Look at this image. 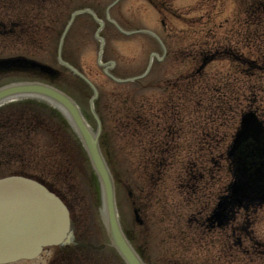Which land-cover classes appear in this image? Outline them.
<instances>
[{"label":"rangeland","instance_id":"1","mask_svg":"<svg viewBox=\"0 0 264 264\" xmlns=\"http://www.w3.org/2000/svg\"><path fill=\"white\" fill-rule=\"evenodd\" d=\"M114 1L115 0H72V2L67 3L65 7L58 6V8H55L48 16H43L45 18H60L58 24V28L60 30L64 26L63 24H65L69 19L71 5L78 6L91 3L96 5L98 11L103 13L105 18L107 17L106 15H109L116 22H120L128 29L141 28L142 30H153L156 34H158V36L161 35L166 41H168V48L171 46L172 48L178 49L174 58H168L163 63L155 64L154 67L151 68L149 76H152L155 79H159L161 77L171 78V76L176 75L180 71H187L191 65V61L194 59L193 57L195 56V52L189 48L191 46V42L194 38H198L202 32L207 33L206 37H210L212 35L210 33H213L217 29V24L223 21V19L227 17V14H230L235 7L233 3L234 0H226L223 7L220 3L221 1L217 0L216 2H213L212 5H208L210 8L207 6L209 8V12L212 13L207 15V7L204 8L205 5L201 6L203 9L195 7L199 0H171L173 8H169L167 11L163 10V12L160 13V11L157 10L148 0H118L116 4L111 6ZM168 1L170 2V0ZM63 2L66 3V1ZM189 7H193L194 10L192 11ZM43 11L46 13L49 12L48 10ZM179 12H181L180 17ZM185 12H189V14H185ZM81 15H84L82 16L83 18H79L77 22L73 23L74 25L70 28L66 37V53L69 55L68 57L70 59H73V61L78 64L80 69L90 75L91 78L100 86L102 97L99 102H101L102 108L103 106L104 108L106 106L107 109L108 106V109L110 110L114 107L113 105L115 102L112 101L113 92L122 94V92H127L128 89L134 87L140 92L138 95L141 94L142 96V93H147L148 90L146 89L145 84H142L141 86L132 85V83L126 82L121 84L107 76L102 66L100 67L98 63V52L101 43L96 38L95 31L97 24L90 17V14L87 15L81 13ZM103 32H105L106 35V45L104 48L105 57L107 60L113 59L116 62L115 71L123 77L141 75L150 62L149 59L153 49L158 47V40L155 36L145 32L125 34L118 31L117 25L109 20L106 22ZM218 33L220 34L221 31H218ZM53 38L54 40L50 39L49 41L51 50L47 49L46 51H41V53H43L42 55L46 56L45 59L41 58L45 60V63L53 65L58 69H62L61 64H59L58 57L54 55V49L56 47L55 35ZM1 44L7 47V45L3 43ZM7 50L10 53L16 52L13 47H7ZM217 66L219 70L214 69L216 73H220L221 71H233V67L224 61L219 62ZM63 76L64 77L62 79L67 83V89H69L72 84L73 77L66 73H64ZM23 77V75L19 74L0 76V86L13 81L14 79L22 80ZM235 77L238 79L236 75ZM231 85L235 86L237 91V83L232 82ZM215 86L219 87L217 84H215ZM82 87L81 89L76 90L75 93L81 95L79 92H82ZM84 89L86 88L84 87ZM89 93L91 92L89 91ZM201 93L203 97L201 107L210 108L212 110V105L215 101L214 98L204 95L202 89ZM215 96L218 97L219 94ZM256 96L258 99L255 103L259 106L263 105L262 107L264 109L262 94H255V96L252 95L253 98ZM88 98L87 102H85L87 107L89 105ZM9 105L10 104L6 106ZM183 107L186 111H190L192 109L190 104L183 105ZM260 110L262 109L260 108ZM2 116L5 117L6 114ZM230 119L231 124H229L228 131H232V126H234L232 124L234 120L233 116ZM73 146L76 147V145ZM68 148L70 149L69 146ZM113 148L117 153L116 170L118 173H122V175H125L124 177H126L123 190L117 189L118 209L120 210V215L124 220V224H126V226L133 224L132 218L134 213L131 206L132 200H135L137 205H144L145 211L149 210V213L146 215L151 216L155 221L152 222L151 218H148L149 227L146 225L144 227H136V231L139 234L138 243L141 244V247L146 252V255L150 257L151 264H164L166 262L167 253H169L172 248L174 252H179V249H182L184 252L186 251L188 253L187 258H193L195 261H200L196 255L197 251L194 250L196 247L195 240L199 241L201 238L204 240L207 239L204 237H209L210 235L209 229H207L206 225L203 223V214L205 213V204L209 201L211 195H209V192L205 191L204 188L205 184L207 185V183L209 184L214 182L215 176L213 174L211 179H209L205 169L203 171L204 181H196L193 183V179L189 178L187 174V167L183 169L182 166L188 164L194 172L199 169V166L197 165V155L199 152L196 148L188 147L189 151L192 150L191 154H186L187 151L184 153L177 151V154L174 156V165L172 167H168L170 176H165L164 174L162 175L161 173L156 172L155 176L160 178V184L156 187L157 190L155 189L154 192H152V188H148V181L143 179L144 175H141L139 171L136 172L135 170L137 162L136 151L131 153L126 152V150H122L124 148L121 147V142L116 140L114 141ZM225 151V147L222 150L220 149L218 153H221V156H219L220 158L216 157L219 165L222 166V177L218 178L219 188L228 180V161H226ZM192 155L194 157H190ZM200 156L203 162H205L204 154H200ZM207 156L211 159L214 158L215 155L207 154ZM164 180H166L165 183ZM132 186L134 190L132 189ZM164 188L166 189V192H163ZM219 188L211 190H213L216 194L219 192ZM82 189L80 197L82 196V199L85 201L82 202L87 209V214L85 211L86 218L90 217L92 219L96 216V221L101 223L99 224L100 232L98 237L96 235V231L94 232V236H92V231L91 237L98 244H100L99 247H109L106 230L102 225V210L97 208L98 204L95 201L96 193L93 189H90L89 191L91 193L89 198L85 195V192H83ZM128 190L132 191L131 197H128ZM139 191H141L142 194V201L136 200L138 199L137 194ZM146 191L152 193L153 196H151V200H147L148 198L143 200ZM158 200H161L162 203L166 201V208H158ZM83 204L81 205L83 206ZM148 204L152 206L148 207ZM159 215L167 217L164 224L160 223L162 217ZM143 216L146 218L145 215ZM156 216H158V218H156ZM256 222L257 224L253 229V238L256 242L254 247L252 246V242L247 243V241H244V247L242 249V253L244 254L240 256V259L244 264H264V208L259 211V216L256 218ZM178 237H180L178 240L181 244H178V240H175V238ZM219 240L220 242H223L227 241V238L219 237ZM187 249L189 251H187ZM108 251L110 252L111 250ZM189 253H193L191 254L192 256H189ZM12 264L39 263L37 261H32L29 263L22 262ZM222 264L228 263L223 261Z\"/></svg>","mask_w":264,"mask_h":264},{"label":"water","instance_id":"2","mask_svg":"<svg viewBox=\"0 0 264 264\" xmlns=\"http://www.w3.org/2000/svg\"><path fill=\"white\" fill-rule=\"evenodd\" d=\"M14 64L12 62L8 66ZM16 64L21 66V63ZM23 94L48 95L69 106L65 95L36 82L3 87L0 89V101ZM74 115L104 182L111 240L128 264H144L120 229L113 200V180L102 160L97 136L93 137L77 112ZM242 124L229 153L236 175L232 198L238 201L246 197L264 200L263 124L253 113L246 115ZM71 228L72 222L63 203L41 185L20 176L0 179V263L35 256L43 245L68 242L72 238Z\"/></svg>","mask_w":264,"mask_h":264},{"label":"trees","instance_id":"3","mask_svg":"<svg viewBox=\"0 0 264 264\" xmlns=\"http://www.w3.org/2000/svg\"><path fill=\"white\" fill-rule=\"evenodd\" d=\"M238 3L240 7L236 14L227 22L231 27L224 33L222 54L234 60L233 64L248 79L257 77L256 81L259 80L260 90L264 93V0H238ZM217 55L209 52L202 56V60L207 62ZM201 68L192 76H200Z\"/></svg>","mask_w":264,"mask_h":264},{"label":"flooded vegetation","instance_id":"4","mask_svg":"<svg viewBox=\"0 0 264 264\" xmlns=\"http://www.w3.org/2000/svg\"><path fill=\"white\" fill-rule=\"evenodd\" d=\"M20 119L22 121H18V125L20 126L23 145H25L27 149L36 148L37 136L32 135V133L40 127V121L35 115H31L29 113L27 114L25 119ZM15 126H13V128ZM25 164L27 172L35 175L36 177H39L46 182H49L56 193H59L63 196L71 193L70 191L72 190V188L67 189L62 187L63 185H65L64 181H66L68 176L64 177L61 170H58L57 174L54 172L56 170V163H54L53 160L27 162Z\"/></svg>","mask_w":264,"mask_h":264}]
</instances>
